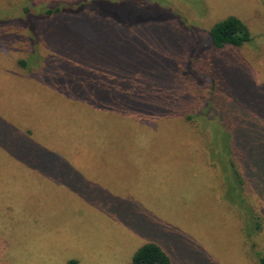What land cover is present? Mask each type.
<instances>
[{
  "label": "rangeland",
  "instance_id": "obj_1",
  "mask_svg": "<svg viewBox=\"0 0 264 264\" xmlns=\"http://www.w3.org/2000/svg\"><path fill=\"white\" fill-rule=\"evenodd\" d=\"M59 6L73 25L37 16ZM230 15L252 37L225 58L236 67L232 84L247 117L256 116L242 121L250 179L239 191L259 228L230 201L231 140L220 122L212 118L211 149L176 115L190 95L175 78L186 51L203 47L212 25ZM21 41L52 46L46 78L13 70ZM51 66L67 79L78 70L83 94L54 88ZM194 86L200 106L208 85ZM117 103L128 112L118 114ZM29 125L35 141L57 152L47 162L19 139L18 128ZM243 161H235L240 169ZM148 242L171 264H259L264 0H0V264H130Z\"/></svg>",
  "mask_w": 264,
  "mask_h": 264
},
{
  "label": "trees",
  "instance_id": "obj_2",
  "mask_svg": "<svg viewBox=\"0 0 264 264\" xmlns=\"http://www.w3.org/2000/svg\"><path fill=\"white\" fill-rule=\"evenodd\" d=\"M28 10L25 9L23 12L17 16L21 18L26 16ZM62 8L55 7L50 9H45L39 11L37 16H45L51 22L55 21V25L61 20L65 21L66 26L73 25L70 15L62 14ZM65 15V16H63ZM22 19V18H21ZM27 19V18H26ZM9 21L8 18L4 21ZM18 25L24 26L18 22ZM252 37L248 27L240 20L238 17L230 15L212 25L206 38L204 39L203 47H196L191 50H187L188 59L182 65L178 66V71L175 72V78L180 79L185 83V92L188 95V103L183 102L182 110L177 112V118L182 121L183 131L189 135L190 138H195L198 140L208 141L212 146L215 145L213 140L217 136L209 131L213 126V119L219 123L218 126L220 132H224L226 137L230 142L227 148V158L230 160V176L233 179L232 183L236 185V189H233L235 197H231L228 193L230 201L232 198L236 199V203H240L238 206L241 207L243 211L249 213V218L251 222H254L255 228H259V220L254 209L246 204V200L241 195L240 197V187L241 193L244 191L245 181L250 179V176H245L246 170H248V165L246 162L244 150V145L240 143L243 139L241 132L244 131L245 125H242V121L248 123L247 119L256 117H247V108L242 107V99L233 88L232 76L236 70L234 62L227 61L225 56H231L237 51H242L247 46L251 45ZM20 46L16 47V52L19 57L16 58L15 65L12 66L15 72H20L22 78L30 77L32 75H37L38 77L46 78L44 73H46L47 66L46 63L50 62L48 54L50 49L48 44L44 41L36 43V46H29L28 41H21ZM49 49V50H48ZM242 49V50H241ZM57 68V69H56ZM53 69L51 66V81L55 83L54 88L67 87V91L73 94H83L80 92L76 86L77 76L79 74L78 70L73 71L72 77L67 79L65 77V72H61L62 69L58 66ZM65 69L71 70L70 67H65ZM190 79V81H189ZM201 83H206L208 85L209 94L204 97V100H199L200 106L196 105L197 99L195 96V89L198 90L194 85H200ZM194 84V85H193ZM190 87V88H189ZM87 98V97H86ZM203 98V96L201 97ZM119 109L118 114L128 112L127 105L125 103H117L115 105ZM249 114V113H248ZM121 115V114H120ZM250 115V114H249ZM210 127V128H209ZM240 133V135H239ZM18 136L21 139V143L25 146H34L36 151H34L39 159L43 162H47L49 158L53 157L54 152L48 145L46 147L42 146L38 141L34 140L32 126L20 127L18 128ZM135 138L143 136L141 133H133ZM250 137V136H248ZM209 139V140H208ZM233 142V143H232ZM209 147L205 145L202 149V153L206 154ZM242 155V157L240 156ZM237 158H241L242 162L241 169L236 164ZM243 169V170H242ZM241 183H240V182ZM231 188V187H230ZM255 189L256 187L253 186ZM229 201V199L227 198ZM233 203H235L233 201ZM259 264H264V251L258 258ZM67 264H78L75 259H70ZM130 264H171L170 257L167 253L156 243L148 242L141 245L132 255Z\"/></svg>",
  "mask_w": 264,
  "mask_h": 264
}]
</instances>
